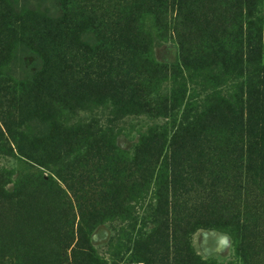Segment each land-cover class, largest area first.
<instances>
[{"label":"rangeland","instance_id":"374dc122","mask_svg":"<svg viewBox=\"0 0 264 264\" xmlns=\"http://www.w3.org/2000/svg\"><path fill=\"white\" fill-rule=\"evenodd\" d=\"M69 1L77 33L58 57L41 48L40 66L18 14H60L58 0H0V264H264V0H186L163 29L142 11L122 26L126 38L149 28L152 60L174 72L175 121L126 108L109 88L115 63L85 31L109 0ZM158 88L166 96L171 84ZM180 117L187 128L168 146ZM156 130L166 144L147 157ZM147 159L140 193L131 181ZM227 201L237 222L220 210Z\"/></svg>","mask_w":264,"mask_h":264},{"label":"trees","instance_id":"16d2710c","mask_svg":"<svg viewBox=\"0 0 264 264\" xmlns=\"http://www.w3.org/2000/svg\"><path fill=\"white\" fill-rule=\"evenodd\" d=\"M208 1L212 0H204L205 3ZM58 2L60 14L51 15L31 5L27 10H22V12L18 14L19 25H23V29L19 31V41L26 45L25 47L30 49L33 47L35 49H31V53L37 56L40 66H43V64L47 62L46 53L44 54L45 50L41 48H46V52L49 53V56L58 57L62 49L65 48L63 51L67 50L65 47L66 43L70 42L74 34L77 33V20L72 11L70 1L58 0ZM138 3L142 6L140 7L141 10H139V7L135 6L136 1L134 0H116L114 2L113 0H109V16L107 18L106 16H101V22L98 23V26L93 28L92 25L89 24L85 28V31L93 34L97 45H94V48L100 46L98 48L99 50H103L104 48L108 49L109 61L115 63L112 68L114 76L109 73V86L111 85L109 88H114L116 91L118 88H122L123 91L120 95H125L129 99L126 103V108L133 109L135 107V109L138 110L153 111L159 118L175 121V116L177 115L175 112L180 105L178 101L181 93L174 90V88L178 86V82L173 77L174 72L172 70H166L165 67L157 65L156 62L152 60L149 50V41L152 33L149 28L147 29L144 26L136 28L135 34L131 33L128 38H126L125 36L123 37L126 32L122 26L126 25L129 20H132L135 13L142 11V20H144L145 23L151 21V23L155 25L157 31L163 29V24L167 21L166 15L169 14V11L174 6L177 7V10H184L186 7V0H139ZM21 8L25 9L24 6ZM229 14L234 16L237 14V11H230ZM71 18L73 20L72 22L70 21ZM79 20L80 22L82 21L81 19ZM64 24H67V26ZM153 25L151 26L153 27ZM98 27L102 28L97 29ZM100 36H103L106 40L100 41ZM121 59H123V62H121ZM119 63L126 65L127 70L122 68ZM39 70L42 71L43 69L41 68ZM118 71L122 73L119 74ZM160 82H169L171 84L168 95L163 96L159 93L157 85ZM97 83L100 84L101 82L99 81ZM149 95H152V97H149ZM139 97H144L143 101H146L144 106L137 100ZM145 98H148V100ZM150 102H153V104L150 105ZM181 117L176 125L177 127H175V133L171 137L168 146L180 131L184 132L187 128L185 124L180 123ZM178 130L179 132H177ZM158 131L167 132L166 126H162ZM162 135L163 134H159L156 130L151 134V137L149 136L150 140L145 143L148 145L147 157H152V155L157 154V151L160 149L159 146H164L166 144V141H163ZM194 142H199L198 147H207L212 153L226 152L228 150L226 145L223 144L213 145L212 143H205L206 145H204V143L199 140H195ZM178 144V151H185L188 143H186L185 138L181 137V141ZM112 153L118 154L119 151L117 148H114ZM150 164L148 160L143 165V168L141 167L142 170H140L141 168L137 170V172H142L144 177H141L140 181L136 178L131 181L132 190H139L141 193L146 189L145 185L149 183L147 177L149 173H151ZM180 182H183V180H180ZM225 188H222V192L224 193L227 192ZM217 190L218 188H214L211 189V192L218 195L219 191ZM229 190L234 192L238 191V189H228V191ZM232 208L231 201H227L220 207L221 211L230 215L226 221L227 224H230L231 221L237 222L234 216L233 218L231 217L230 212ZM176 262L177 264H197V257L189 255L179 256Z\"/></svg>","mask_w":264,"mask_h":264}]
</instances>
